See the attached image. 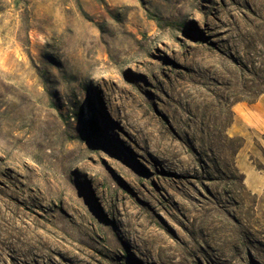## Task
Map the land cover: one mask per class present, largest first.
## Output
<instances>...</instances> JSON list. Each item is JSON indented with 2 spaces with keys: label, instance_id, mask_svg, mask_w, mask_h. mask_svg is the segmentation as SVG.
Returning a JSON list of instances; mask_svg holds the SVG:
<instances>
[{
  "label": "rangeland",
  "instance_id": "374dc122",
  "mask_svg": "<svg viewBox=\"0 0 264 264\" xmlns=\"http://www.w3.org/2000/svg\"><path fill=\"white\" fill-rule=\"evenodd\" d=\"M0 264H264V0H0Z\"/></svg>",
  "mask_w": 264,
  "mask_h": 264
}]
</instances>
